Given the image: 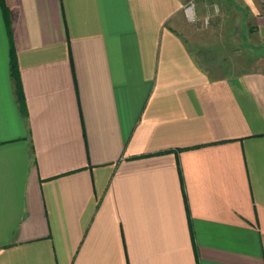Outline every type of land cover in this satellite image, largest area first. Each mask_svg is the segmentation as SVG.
Segmentation results:
<instances>
[{"label": "crops", "instance_id": "crops-1", "mask_svg": "<svg viewBox=\"0 0 264 264\" xmlns=\"http://www.w3.org/2000/svg\"><path fill=\"white\" fill-rule=\"evenodd\" d=\"M187 1L0 0V264H264V0Z\"/></svg>", "mask_w": 264, "mask_h": 264}, {"label": "built area", "instance_id": "built-area-1", "mask_svg": "<svg viewBox=\"0 0 264 264\" xmlns=\"http://www.w3.org/2000/svg\"><path fill=\"white\" fill-rule=\"evenodd\" d=\"M195 6H196L195 0H188L186 3H184L182 5L183 13H184L185 17L187 18V20H189V21H195L196 20ZM213 9H215V10L218 9L217 4H213ZM203 22H204V24H207V22H208V15L207 14H206V16H204Z\"/></svg>", "mask_w": 264, "mask_h": 264}, {"label": "rangeland", "instance_id": "rangeland-1", "mask_svg": "<svg viewBox=\"0 0 264 264\" xmlns=\"http://www.w3.org/2000/svg\"><path fill=\"white\" fill-rule=\"evenodd\" d=\"M219 5V7L221 8V5L220 4H218ZM229 21H227L226 23H228ZM236 22H238L237 20H236ZM224 23V22H223ZM223 23H221L220 24V27L222 28V24ZM232 26H233V23H232V21L230 22V24L228 25V28H232ZM212 22L210 23V29H212ZM227 27V26H226ZM210 32H211V30H210ZM236 53H238V52H236ZM237 56H242V59L241 60H246V66H248L249 64H250V62H252V59H250V57H248V56H244L243 54H238ZM233 58V57H232ZM243 62V61H242ZM235 64V63H234ZM237 64V63H236ZM225 69V68H224ZM230 69H237V66H235V65H231L230 66Z\"/></svg>", "mask_w": 264, "mask_h": 264}]
</instances>
